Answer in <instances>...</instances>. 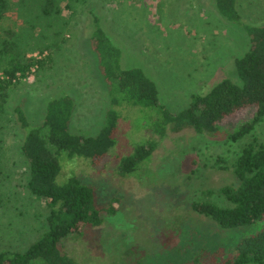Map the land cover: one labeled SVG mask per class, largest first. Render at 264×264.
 Here are the masks:
<instances>
[{"label": "rangeland", "instance_id": "1", "mask_svg": "<svg viewBox=\"0 0 264 264\" xmlns=\"http://www.w3.org/2000/svg\"><path fill=\"white\" fill-rule=\"evenodd\" d=\"M25 1L28 10L31 0ZM51 6L50 15L24 16L18 1L11 0L0 19V50L52 57L47 68L9 89L1 102L0 251L23 252L45 232L48 214L44 199L26 187L27 163L19 148L23 133L13 107L20 106L34 127L50 99L68 95L73 102L69 131L82 136L96 135L109 108L87 49L90 11L119 48L120 68L141 69L156 87L158 104L170 113L222 79L241 85L234 60L250 47L246 28L264 25V0H235L239 21L221 17L213 0H54ZM117 111L114 144L97 166L63 152L58 157L56 183L72 176L90 183L104 209L99 226L61 239L71 264H188L202 250L231 246L257 228L225 233L189 208L195 201L228 205L220 189L234 183L231 161L244 143L264 146V117L236 141L226 135L252 116L253 107L234 111L213 134L189 128L175 132L166 125L157 135L152 130L156 108L122 105ZM150 139L156 141L152 152L121 175L118 157Z\"/></svg>", "mask_w": 264, "mask_h": 264}, {"label": "trees", "instance_id": "2", "mask_svg": "<svg viewBox=\"0 0 264 264\" xmlns=\"http://www.w3.org/2000/svg\"><path fill=\"white\" fill-rule=\"evenodd\" d=\"M9 1L0 0V19ZM17 1L24 16L41 12L50 15L54 11L51 8L54 0H31L28 10L25 0ZM213 3L221 17L239 21L235 0H213ZM88 14L90 35L87 49L96 60L98 74L109 98V108L96 135L82 136L69 131L73 102L68 95L50 99L45 105L42 121L34 127L30 126L20 106L13 107L14 122L23 133L19 148L27 163L26 187L31 195L44 199L48 214L45 232L23 252L0 251V264H71L60 249L61 239L84 227L101 224L104 209L90 183L77 176L67 178L62 184L56 183L60 169L58 157L63 152L66 157L86 158L97 166L114 144L120 121L118 106L156 108L157 113L152 118L156 128L152 130L157 135L164 132L166 125L175 132L189 128L198 134L217 133L222 131L221 122L227 116L240 108L253 107L249 119L226 133L232 141L248 134L264 117V25L246 28L250 47L234 60L241 85L222 79L205 94L191 95L183 110L170 113L158 104L156 87L141 69L120 68L119 48L103 31L98 17L92 11ZM5 48L0 50V106L9 89L52 62L48 53L26 58ZM155 142L150 139L145 145L135 147L130 155L118 157L120 174L131 173L152 152ZM230 170L234 183L220 189L227 206L195 201L189 208L211 220L225 233L250 226L257 228L240 236L231 246L202 250L188 264H264V146L255 140L242 144L230 163ZM106 211H112L111 204Z\"/></svg>", "mask_w": 264, "mask_h": 264}]
</instances>
